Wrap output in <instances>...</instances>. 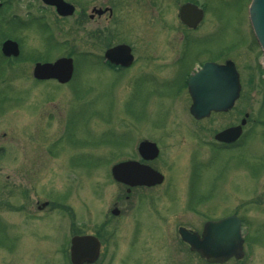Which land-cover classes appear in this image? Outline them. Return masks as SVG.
<instances>
[{
	"label": "rangeland",
	"instance_id": "1",
	"mask_svg": "<svg viewBox=\"0 0 264 264\" xmlns=\"http://www.w3.org/2000/svg\"><path fill=\"white\" fill-rule=\"evenodd\" d=\"M70 1L76 9L65 24L50 9L42 12L37 0H13L10 9L6 31L18 39L27 61L0 77V225L25 218L5 206L48 201L47 206H69L70 212L35 214L30 207L28 227L38 226L43 235L22 239L18 253L8 248L14 232L2 226L0 264H69L61 249L69 243L61 236L68 225L75 233L103 236L96 264H209L189 250L177 228L200 231L207 219L232 213L243 220L245 254L223 264H264V131H255L242 149L215 152L207 142L226 119L204 120L202 131L188 111L190 97L179 76L191 72L194 58L206 51L233 60L242 83L233 115L247 108L251 123L264 122V56L246 0H199L207 7L200 25L204 33L189 31L173 78L171 49L178 48L181 36L173 29L181 27L178 0H118L112 20L107 26L105 21L108 31L84 17L79 21L91 0ZM26 10L41 20L27 23ZM89 27L93 35L104 27L108 37L115 30L113 42L126 43L135 53L132 66L119 72L104 66L100 46L88 38ZM67 53L74 58L68 84L32 78L34 58ZM141 138L158 145L154 164L169 179L124 199L110 167L135 155ZM260 175L261 188L254 191ZM116 200L115 215L110 210Z\"/></svg>",
	"mask_w": 264,
	"mask_h": 264
},
{
	"label": "water",
	"instance_id": "2",
	"mask_svg": "<svg viewBox=\"0 0 264 264\" xmlns=\"http://www.w3.org/2000/svg\"><path fill=\"white\" fill-rule=\"evenodd\" d=\"M53 5L60 15H71L74 6L64 0H42ZM180 19L190 27H194L202 18V10L194 4L187 3L179 10ZM248 16L254 36L264 56V0H251L248 6ZM2 50L7 54L17 55L18 47L10 39L2 44ZM104 58L110 63L129 66L133 61L131 48L125 43L116 44L104 52ZM73 72L72 58L61 57L54 62H37L33 67V76L37 79H56L60 83L68 81ZM187 88L191 97L189 112L196 119L206 117L211 111L227 110L232 107L239 96V74L232 60L224 63L205 62L188 79ZM241 126L227 128L216 134L219 140H229L238 137ZM138 150L146 158H154L158 148L154 142L143 140ZM111 174L116 181L134 184L160 183L162 175L148 166L139 165L135 161H124L111 167ZM117 214V210H112ZM178 233L181 239L188 243L191 251L197 252L211 263H223L231 257L236 259L244 255L243 237L240 219L236 215L226 216L205 222L202 232L190 231L180 226ZM100 243L93 235H74L70 240V261L72 264L92 263L99 256Z\"/></svg>",
	"mask_w": 264,
	"mask_h": 264
},
{
	"label": "flooded vegetation",
	"instance_id": "3",
	"mask_svg": "<svg viewBox=\"0 0 264 264\" xmlns=\"http://www.w3.org/2000/svg\"><path fill=\"white\" fill-rule=\"evenodd\" d=\"M65 1H67L69 3H72L70 0H65ZM250 1L251 0H246V2L244 4L245 11H247V8H248V5H249ZM37 2L40 3V4H37ZM37 2H36V4H37L38 8L42 12L44 11L43 10L44 8H46L48 10L50 9L52 11V13L55 15V18L59 22H62L63 24H65L68 21V19H71V17L75 13V9H76L75 5L72 3L74 5L73 14H71L70 16H63V15L57 14L56 11H55V8L53 6L44 4L41 0H37ZM92 2H94V0H91V5L88 6L89 11L86 12L85 14H82L83 16L81 15V16L78 17L79 21H81L82 18L84 17V18H86L87 22H90V23L91 22H95V23L101 24V25L104 24V26H105V21H106V26H107L108 22H110L112 20V17H113V15L116 12V8L118 6V0H101V3L105 4L103 6L98 5L96 3H92ZM12 3H13V0H0V77H2L3 80L6 79L5 76H8V73L9 74L11 73L10 70H13L12 69L13 67L15 69L16 66H18V65L20 66L21 64L26 63V61H27V58H26L25 54L22 52V49H21V46H20V43H19L18 39L16 37H13L12 35L8 34V32L6 31L7 28H9L10 23L12 22V20H9L10 19L9 18L10 17L9 13H10V9L12 7ZM187 3L194 4L197 7L201 8V10H202V18L200 19V21L194 27L188 26L186 23H184L180 19V16H179V10H180L181 6L184 5V4H187ZM178 4L179 5H178V9H177V18H178V21L181 24V27H176V28L173 27V29H175V31H176V29H179L181 36L178 38V48H175V46H174L171 49V51L173 52L174 57L172 58L173 61L170 62V65L172 66L173 70H174V67H176V71L174 70L175 73L170 78H173V77L177 76L175 74H177L176 73L177 69L179 70L180 60L182 59V56L184 54L183 47H186L187 40L190 39L189 31L194 32L196 30H200V31H202V33H204V31H203V29H201L200 25L204 22V20L206 19V15H207V7L204 5V2L202 3L199 0H178ZM39 5H41L42 8ZM28 13H29V11H27V13H26V22L27 23H28V20H30V22L36 21L37 19H38V21L41 20V18L28 16ZM41 15H43V13ZM69 23L70 24L67 26V29L71 30L72 29L71 27L74 26L73 25L74 21L73 22L70 21ZM103 28L104 27H102L99 30H96V34L95 35H93V33L91 32L92 31L91 28L90 27L88 28L89 29V31H88V33H89L88 36L89 37L88 38L91 39L92 41H94L93 43L95 45L100 46V48L102 50V55H101V59H100L102 64L104 66H106L108 69L112 70L113 72H119V71L125 70V69L129 68L130 66H132L133 62L135 61V57H134V61L132 62V64L129 65L128 67L112 64V63H110L109 61H107L104 58V52L108 48H110V47H112V46H114L116 44L123 43V42H121V41L120 42L119 41L113 42L114 41L113 38H115V36L117 34V33H115V30L111 29L110 36L108 37L104 33ZM106 29L108 31V27H106ZM8 39L14 40L17 43V47H18L17 55H12V54L9 55V54L5 53L2 50L3 42L5 40H8ZM131 53L133 54V56H135V53L133 52L132 48H131ZM208 54L209 53H207V51H206V52H203L198 57L199 60L197 58H194V60L197 63V66L194 67L191 70V72H189L188 74H183L182 73V74L179 75L180 78H182V81H183L182 84L184 85L183 86L184 87V92H185V94L187 96H189V92H188V88H187V82H188V79H189L190 75L195 70H197L201 65H203V63H205L207 61H213V62H217V63H221V62L224 61V60L222 61V59L219 58V54L218 53H217V55H214L212 57H209ZM63 56L64 57H71L72 58V63H73V72H72L73 74H72V76L70 77V79L68 81H66L64 83H60L56 79H43V80L35 79L33 77V75H32V78L36 82L54 81L57 84H61V85L68 84L72 80V77L74 75V58L69 53H67V54H65ZM63 56L61 55L59 57H63ZM59 57H57V58H59ZM57 58H55V59H57ZM55 59L50 60L49 58H38V57H36V58L33 59L32 68H33L34 64L37 63V62H41V63L52 62ZM28 60L31 61L30 58ZM31 74H32V69H31ZM10 78H11V75H10ZM240 82H241V77H240ZM0 88H2V86ZM241 92H242V83H241V90H240V93H239V97L235 101V103L233 104L232 107L228 108L227 110L212 111L209 114L208 117L196 120L198 122V124H199L200 129L202 131H204V129H205L204 126L200 124L202 121L210 120V119H213V118H215L217 116L223 117L224 119H226L225 123H222L221 126H219L218 128L214 129V131L212 132V136H213L212 140H209V142H207V143L211 144L214 147L212 149H214L215 152H220L221 150L234 151V150L242 149L246 145L247 138L250 137L251 135H253V133L255 131L258 130V131H260L262 133L264 131V122H260V123L259 122L251 123L250 122V112L247 111V108L240 109L239 110L240 115H238V116L237 115H233L234 110L236 108V105L238 104L239 100L241 99V95H242ZM262 104H263V102H262ZM259 111H260V109L258 110V112ZM256 117H258V115ZM257 119H259V118H257ZM237 125L241 126L240 134L238 135V137H236L234 139H229V140H226V139L225 140H219V139H217L215 137L216 134L220 133L221 131H223V130H225L227 128H230V127H235ZM259 125L262 126V128L261 127L257 128V126H259ZM143 140H148V139L141 138L138 141V143L136 145L135 155H133L132 157L130 156L129 158L121 159V160H119L117 162H124V161L131 160V161H135L139 165L148 166L151 169L159 172L162 175V181L160 183L152 184V183H147V181L149 182V180L145 179L147 181H144L143 183H140V182L136 181V183H134L132 185L128 184L126 182H123V181H116V183L118 185H120L122 188H124V190H125L124 199H128L129 194L132 191L140 192V193H142V192L148 193L149 191L153 190L154 188L164 184L167 181V178H168L166 173L165 174L162 173L158 169V167L154 164L156 162V160L159 158V154H160V149H159L157 144L156 145H157V148H158V154H157L156 157H154L152 159L143 157V155H141V153L139 152L138 146H139L140 142L143 141ZM148 141H151V140H148ZM152 142H154V141H152ZM203 142H204V140H203ZM207 143L204 142V144H207ZM239 147H241V148H239ZM199 167H202V165L199 164ZM243 171H245V173L247 174V178H250V176H251L250 169L246 167ZM255 177L258 178V184L256 185V188L254 189V191L260 189L261 187H259L258 185L262 184L261 183V175L258 176V177L257 176H255ZM47 205H48V201L44 202V203L42 202V203H40L37 206H5L7 208V210H9V211H19V212H21L23 214V216H25V218L20 220L19 222H14L12 220L11 221L6 220V223H5V221L3 220L4 223L0 225V229L1 230H2V226L5 225V228L7 230H9V233H11L12 231L14 232V235L12 236L13 237V239H12V244L13 245H12L11 248L8 247L10 250L13 249V250H15L13 252L18 253L19 252V248H20V246H18V244H20V241L22 239H26V237L28 235H30L31 237H36L38 239L40 237H42V235H43V232L39 231L38 226L32 224L30 227H28V223L32 221L31 218H30V215L33 214L31 212L32 210H31L30 207H33V211H35V214L44 213V214H50L51 215V213H53L54 211L57 210V211H62L64 216H68V214L70 212L69 206L67 208L66 206H57L56 204H52L51 206H47ZM113 205L114 206L111 208L110 213H113L112 210L115 209L118 212L117 214H119L118 200H116ZM46 209H48V210H46ZM232 214H235V213H232ZM232 214H229V215H232ZM229 215H225V216H229ZM235 215H237V214H235ZM225 216H222V217H225ZM237 217L240 219V227H241V233H242L243 220H242V218L239 215H237ZM219 218H221V217L211 218V219L213 220V219H219ZM211 219H207L206 221L211 220ZM205 222L203 223L202 228H203ZM104 226L105 225H103V228H104ZM72 227H73V225H72ZM72 227H70L68 225L67 226V232L65 230L64 234L61 235L63 237L62 240H64V241L67 240V236L69 237V239H68L69 243L66 246H64L63 248H61L63 257L68 258L69 264H72L71 261H70V240H71V237L74 236V235L89 234V235L95 236L99 240V243H100V248H99V255H100V250H101V245H102V239L100 237L103 238V236H101L99 233L103 230L102 227L98 231V234L100 235V237L97 234H95V233H84V234L75 233V231L72 229ZM202 228H201L200 231H198L199 233L202 231ZM21 231H24L23 232L24 235H22V236H20L19 233H18V232H21ZM70 232H72V233H70ZM242 236H243V233H242ZM14 244H15V246H14ZM243 244H244V236H243ZM243 247H244V245H243ZM58 252H60V248L59 247H58ZM244 254H245V251H244ZM98 258L92 263H84V264H96ZM201 258H203V260L206 261L205 257H201ZM232 259H234V258H230L227 261L232 260ZM234 260H236V259H234ZM227 261H225V262H227ZM207 263L215 264V263H210V262H207ZM221 264H223V263H221Z\"/></svg>",
	"mask_w": 264,
	"mask_h": 264
}]
</instances>
